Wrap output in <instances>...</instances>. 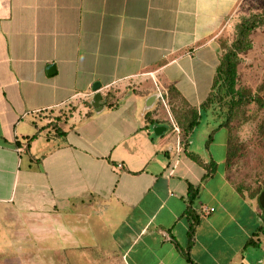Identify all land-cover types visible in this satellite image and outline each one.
Here are the masks:
<instances>
[{
	"label": "crops",
	"instance_id": "0c3cea01",
	"mask_svg": "<svg viewBox=\"0 0 264 264\" xmlns=\"http://www.w3.org/2000/svg\"><path fill=\"white\" fill-rule=\"evenodd\" d=\"M242 1L0 0V264H264V213H186L158 117L202 111Z\"/></svg>",
	"mask_w": 264,
	"mask_h": 264
},
{
	"label": "rangeland",
	"instance_id": "374dc122",
	"mask_svg": "<svg viewBox=\"0 0 264 264\" xmlns=\"http://www.w3.org/2000/svg\"><path fill=\"white\" fill-rule=\"evenodd\" d=\"M252 14L264 15V0L241 2L236 15L220 33L223 53L235 40L238 24ZM250 37L252 47L240 53L236 87L260 98H254L237 108L228 127H218L226 118V113L217 115L202 110L200 123L194 129L189 148L197 154L195 157L179 152L178 141L182 138L180 128L183 129L182 126L188 125L190 121L191 108L179 103L167 105L163 98L159 102L158 117L169 120L175 127L168 130L163 139L168 147L173 146L175 152L179 153L178 158L182 162L190 164L185 170L191 181L200 184V198L193 203L200 214L211 205L217 207L215 213H264L258 202V191L264 189V24L257 27ZM229 134L237 151L231 164L226 166L222 160L224 157L227 160L226 142ZM211 157L217 160L222 157L218 173L212 180L211 175L203 174L206 171L207 174L213 172L216 166L212 162L207 166L201 164L202 158L210 160ZM214 201H218L219 205ZM245 202L247 205H243ZM261 236L262 242L251 248L255 249L253 252L256 260H264V233Z\"/></svg>",
	"mask_w": 264,
	"mask_h": 264
},
{
	"label": "trees",
	"instance_id": "16d2710c",
	"mask_svg": "<svg viewBox=\"0 0 264 264\" xmlns=\"http://www.w3.org/2000/svg\"><path fill=\"white\" fill-rule=\"evenodd\" d=\"M262 24H264V15L252 14L244 18L237 26V35L232 45L229 46L221 56L212 91L201 106V110L212 112L213 114L221 115L222 113H226V118L219 123L218 127H228L237 108L254 98H260L253 95L250 91L237 88L236 85L238 83V64L241 62L240 53L246 52L252 47L251 33ZM110 105L114 106L113 104ZM190 114L191 116L187 114L190 116V121L184 128V134L186 136L191 135L202 117V113L198 109H191ZM227 144L226 164L230 165L237 151V148L232 144L230 134L228 135ZM214 171H209L206 176L212 175ZM259 193L260 191H258V194ZM198 195V187L190 186L186 213H197L192 206ZM198 221L199 217L195 215L194 221L191 223L189 229L191 240L193 239L195 226ZM259 232H264V223L260 226ZM188 258L190 259L191 257L188 256Z\"/></svg>",
	"mask_w": 264,
	"mask_h": 264
},
{
	"label": "water",
	"instance_id": "95a60500",
	"mask_svg": "<svg viewBox=\"0 0 264 264\" xmlns=\"http://www.w3.org/2000/svg\"><path fill=\"white\" fill-rule=\"evenodd\" d=\"M100 88V83H96V85H94V91H96L93 99H92V104L95 107L96 111H100L101 108L103 109L104 106L102 104V93L99 91ZM156 95H160V94H156ZM156 95H153L149 98L148 101V105L147 108H150L152 106V99H154L156 97ZM100 109V110H99ZM167 129V126L164 125H155L154 126V131L157 135L163 133L165 130ZM259 204L261 206V208L264 210V189L260 192L259 194Z\"/></svg>",
	"mask_w": 264,
	"mask_h": 264
},
{
	"label": "built area",
	"instance_id": "2783aa9c",
	"mask_svg": "<svg viewBox=\"0 0 264 264\" xmlns=\"http://www.w3.org/2000/svg\"><path fill=\"white\" fill-rule=\"evenodd\" d=\"M214 211V208L213 207H206L205 209H204V213H211V212H213Z\"/></svg>",
	"mask_w": 264,
	"mask_h": 264
}]
</instances>
